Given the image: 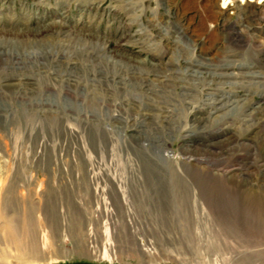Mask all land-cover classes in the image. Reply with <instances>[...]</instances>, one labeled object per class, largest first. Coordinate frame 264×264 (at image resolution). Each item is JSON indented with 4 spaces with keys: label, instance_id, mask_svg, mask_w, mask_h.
<instances>
[{
    "label": "rangeland",
    "instance_id": "1",
    "mask_svg": "<svg viewBox=\"0 0 264 264\" xmlns=\"http://www.w3.org/2000/svg\"><path fill=\"white\" fill-rule=\"evenodd\" d=\"M0 264H264V0H0Z\"/></svg>",
    "mask_w": 264,
    "mask_h": 264
}]
</instances>
